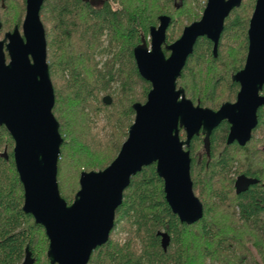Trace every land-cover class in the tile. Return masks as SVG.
I'll return each instance as SVG.
<instances>
[{
	"label": "trees",
	"instance_id": "obj_1",
	"mask_svg": "<svg viewBox=\"0 0 264 264\" xmlns=\"http://www.w3.org/2000/svg\"><path fill=\"white\" fill-rule=\"evenodd\" d=\"M17 1L25 11L26 0ZM165 1L173 7L174 0ZM176 1L174 14L185 12L189 4L204 11L208 0ZM246 1L226 20L218 56L213 54V43L201 38L178 81L188 96L187 82L191 81L194 87L190 97L201 107L218 110L223 101L211 104L220 101L226 91L229 94L225 103L236 99L239 85L232 78L245 64L249 19L255 3L254 0L248 6L249 15ZM156 2L109 0L100 10L86 0L44 2L41 20L56 95L53 112L64 139L58 182L61 195L69 204L79 189L82 172L104 170L116 159L134 122L133 105L147 101L152 86L138 71L134 49L148 41L150 29L158 23ZM0 3L6 6L9 0ZM23 17L16 25H21ZM179 21L174 20L169 30L168 43L178 39L175 31ZM1 22L4 31L3 18ZM235 37L242 39V64L236 60L233 65L222 62L228 69L220 68L222 76L215 81L211 94L204 96L206 90L198 81L200 72L207 68L209 60L213 67L221 63L225 45ZM215 70L209 67L208 74L216 75ZM107 96L112 98L110 105L103 101ZM101 117L105 119L102 126ZM259 121V127L264 129V109ZM228 131L229 125L222 124L210 140L209 152L202 156L198 154L204 143L202 135L195 137L190 147L194 192L204 205L202 220L191 226L181 223L166 202L164 183L156 166L146 167L131 179L110 239L94 251L89 264H264V190L257 185L239 196L234 194L229 175L235 160L228 147L219 153ZM14 147L13 138L0 126V264H23L27 248L35 264H43L38 252L41 241L46 252L49 240L44 228L23 211L24 188L16 170ZM244 153L249 162L258 155L252 151ZM247 174L258 175L251 169ZM206 180L211 188L209 197ZM161 233L171 238L167 250L162 246ZM44 264H50L46 257Z\"/></svg>",
	"mask_w": 264,
	"mask_h": 264
},
{
	"label": "water",
	"instance_id": "obj_2",
	"mask_svg": "<svg viewBox=\"0 0 264 264\" xmlns=\"http://www.w3.org/2000/svg\"><path fill=\"white\" fill-rule=\"evenodd\" d=\"M45 0H26L22 30L18 26L0 39V126L15 142L14 161L24 188L25 214L41 225L49 240L50 264H89L93 253L110 239L116 214L131 179L155 165L172 212L189 226L204 217V205L194 192L191 143L224 121L230 124L228 144L245 146L259 124L264 105V0H258L248 31L246 65L232 80L241 86L235 103L218 111L195 105L178 81L200 38L213 44L218 56L225 21L243 0H208L203 16L186 26L181 37L163 50L168 16L150 30L151 47L134 49L141 77L152 86L147 101L133 105L135 119L116 159L101 171L82 172L80 190L69 204L61 195L58 172L64 139L54 115L56 95L48 64L46 32L41 20ZM3 28L0 17V32ZM106 105L112 98L103 99ZM186 139L181 138V131ZM6 159L8 155L6 154ZM257 181L242 177L237 193ZM164 250L171 238L161 233ZM23 264H35L29 248Z\"/></svg>",
	"mask_w": 264,
	"mask_h": 264
},
{
	"label": "rangeland",
	"instance_id": "obj_3",
	"mask_svg": "<svg viewBox=\"0 0 264 264\" xmlns=\"http://www.w3.org/2000/svg\"><path fill=\"white\" fill-rule=\"evenodd\" d=\"M252 1H254V0H247L245 2L246 3L245 11H248L249 15H250V9L248 8V6H250V3H252ZM0 5H1V3H0ZM174 10L175 9L172 6H170L165 0H157V2H156V13L158 15H161V14L173 15ZM203 12L204 11L197 9L193 4H189L187 9L185 10V12H182L180 14L179 13L174 14V15H176V16H173L174 20L180 19L179 28H178V30L175 31L177 36H178V39L182 35L183 30L186 26L190 25L191 23H193L194 21H196L198 19L199 20L201 19V17L203 16ZM0 14H1V18H3V20L5 21L4 31H1L2 33L0 34V39H3L6 33L12 32L16 26H18L20 28V30H22V25H23V22H24L25 16H26V7H25V11H23L22 6L19 4V2L17 0H9V3L6 5V7L1 9ZM245 15H247V13ZM20 16H24V17H23V20L21 22V25L19 26L18 24L16 25V23H17V20L20 18ZM156 17H158V16H156ZM12 26H13V28H11ZM174 30H175V28H174ZM242 55H243V53H242V39L235 37L230 42H228L227 45H225L224 51H222V58L223 59L221 60V63H218L215 67H213L211 64V60H209L205 64V67L207 66V68H205L203 71L200 72L201 79L198 80L199 86L203 87L206 90L204 96H208L209 94H211V92H212L211 90H212V87H213L215 81L219 77L222 76V74H220L219 71L221 69H223V70L228 69L227 66H226V68L223 67V63L225 65H229V64L233 65V63L235 64V60H236L237 64L241 65L242 64L241 63L242 62L241 61ZM235 56H236V58H235ZM209 67L216 69L215 71L217 72V74L216 75H213L212 73H211V75L208 74ZM187 84H188L189 94L191 95V94H193L192 87H194V86L192 85L191 81H188ZM225 91H226V89H225ZM137 93L138 94L140 93L139 90ZM228 94L229 93H227V91L224 92L223 95H221L222 99L220 101L218 99L216 102H214L211 105L218 104L219 102L221 103L222 101H223V103H225L226 101H228L227 100ZM190 95L188 96V94L186 93V97L188 99L192 100ZM196 105H198V104H196ZM100 124H101L100 126L105 124V119L103 117H101ZM101 135H103V133H101ZM125 141L126 140H124L123 143ZM263 146H264V129H262L261 133H258V137L255 139V141L251 145H249V148L251 151L256 153ZM202 153H203V146H199L198 154H202ZM231 154L236 159L244 158L243 155L240 152H238L237 149H232ZM257 154H258L257 160L259 162L256 163L255 168L257 166L264 167V164H260V162L264 161V154H260V153H257ZM207 176L208 175L206 174V177ZM205 183H207L206 188L208 190V197H209V196H211V194H210L211 188H210V185L208 183V180H206ZM68 187H70V184H67L66 190H68ZM79 190H80V186H79V189L77 190V192ZM77 192H76V194H77ZM66 193H68V192H66ZM76 194H75V196H76ZM75 196H74V199H75ZM74 199H73V201H74ZM41 242H42V246L40 245L41 247L39 248L41 251L38 252V255L40 256V259H41L42 263L44 264V259H45V257L47 258L49 245H48L47 250L45 252V246H43V241H41ZM255 254H256V256H258V259L259 258L261 259V255L259 253H257L255 251ZM216 264H218V263H216Z\"/></svg>",
	"mask_w": 264,
	"mask_h": 264
},
{
	"label": "flooded vegetation",
	"instance_id": "obj_4",
	"mask_svg": "<svg viewBox=\"0 0 264 264\" xmlns=\"http://www.w3.org/2000/svg\"><path fill=\"white\" fill-rule=\"evenodd\" d=\"M86 1H88L92 6H93V8L94 9H96V10H100L101 8H103L104 6H105V4L107 3V1H109V0H86ZM244 1V0H243ZM257 1L258 0H255V3H254V8H253V12H252V14H251V16H250V19H249V28H250V22H251V20H252V18H253V15H254V12H255V9H256V5H257ZM242 4H243V2H242ZM113 5V4H112ZM177 6H178V3H177V1L176 0H174V2H173V7L174 8H177ZM242 6V5H241ZM240 6V7H241ZM6 6H4V4H2L1 3V5H0V11H1V9H3V8H5ZM239 7V8H240ZM206 8V7H205ZM239 8H237V9H239ZM234 11V10H233ZM232 11V12H233ZM231 15V14H230ZM0 16H1V14H0ZM162 16H168V17H170L171 18V24H170V26H169V28H168V30H167V36H166V42H165V44L163 45V50H164V53H165V55L167 56V57H169L170 56V51H168L167 49H166V47L167 46H169V45H171V44H173L174 42H176V41H174L173 43H168V41H167V39H168V32H169V30L172 28V26H173V22H174V18L172 17V16H170V15H167V14H162V15H160V16H158V23H157V25L156 26H152V27H156V28H158L159 26H160V24H161V22H160V17H162ZM229 18V17H228ZM227 18V19H228ZM226 19V20H227ZM225 23H226V21H225ZM224 28H225V26H224ZM249 28H248V31H249ZM3 29V28H2ZM151 30V29H150ZM224 32V31H223ZM223 34V33H222ZM181 37V36H180ZM247 37H248V32H247ZM201 39V38H200ZM199 39V40H200ZM198 40V41H199ZM209 40V39H208ZM221 40V39H220ZM220 43V42H219ZM146 45L147 47H151V36L149 35V39H148V41H143V43L140 45V46H142V45ZM213 47H214V44H213ZM219 48V47H218ZM248 48H249V38H248ZM168 52V55L166 54ZM214 54V53H213ZM247 56H248V52H247V55H246V60H247ZM246 60H245V64H244V66H243V68L241 69V70H243L244 69V67H245V65H246ZM241 70H239L237 73H239ZM236 73V74H237ZM235 74V75H236ZM234 82V81H233ZM234 83H236V82H234ZM236 84H238V83H236ZM239 85V91H238V94H239V92H240V90H241V86H240V84H238ZM180 88V87H179ZM238 94H237V96H236V99H235V101L234 102H229V103H235L236 101H237V97H238ZM260 95L261 96H264V89H263V91H261L260 92ZM195 104V103H194ZM225 104V103H224ZM196 105V104H195ZM199 105V104H198ZM221 108V107H220ZM219 108V109H220ZM218 109V110H219ZM264 109V105L263 106H261L260 108H259V110H258V117H259V114H260V111L261 110H263ZM218 110H214V111H218ZM228 124L229 125V131H228V134H227V137H226V140H225V145H223V147L220 149V154H222L223 152H224V149H225V147H228V148H230V151L232 150V149H237L238 150V152H240L242 155H243V157L244 158H239V159H236V158H234V156H233V159L235 160V167L232 169V171H231V174L229 175V178H230V180L231 181H233V191H234V194L236 195V196H239V195H241V194H244V193H246L249 189H251L252 187H254V186H260V188H261V190H264V167H261V166H257L256 168H255V165H256V163L257 162H259L258 160H257V157H253L252 159H251V161L249 162V156L247 157V155H245L246 153H244V152H250L251 150H250V148H249V145H251L254 141H255V139L258 137V133H261L262 132V128H260L259 126V124H260V121H259V124H258V126H257V128L252 132V139H251V141L248 143V144H246L245 146H241L238 142H235V143H233V144H231V145H229L228 144V137H229V133H230V124L227 122V121H224L222 124ZM222 124L219 126V127H221L222 126ZM218 127V128H219ZM217 128V129H218ZM217 129H215L214 131H213V133H212V135L210 136V139H209V141L206 143V138H205V136L204 135H202L203 136V140H204V143H203V153L201 154V156L202 155H204L206 152H209L208 150H209V147H210V140H211V138H212V136H213V134H214V132L217 130ZM183 135H185V138L184 139H186V133H185V131L184 130H182L181 131V138L183 137ZM196 137H199V136H196ZM183 139V138H182ZM183 139V140H184ZM194 140V139H193ZM192 144V143H191ZM249 148V150H247V151H244L243 152V150L242 149H245V148ZM191 151V150H190ZM260 151V152H259ZM259 151H257L256 153H260V154H264V146L263 147H261L260 148V150ZM253 152V151H252ZM254 153V152H253ZM209 154V153H208ZM241 159V160H240ZM264 162V161H263ZM263 162H260V164H264ZM249 169H251V171H254V172H256L258 175L257 176H250V175H248L247 173H248V171H249ZM242 177H245V178H247V179H252V180H256L257 182L254 184V185H251L246 191H244V192H241V193H237V182H238V180L240 179V178H242Z\"/></svg>",
	"mask_w": 264,
	"mask_h": 264
}]
</instances>
